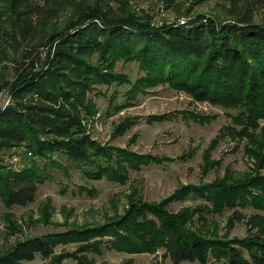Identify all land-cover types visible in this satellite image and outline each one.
Returning a JSON list of instances; mask_svg holds the SVG:
<instances>
[{"label": "trees", "instance_id": "16d2710c", "mask_svg": "<svg viewBox=\"0 0 264 264\" xmlns=\"http://www.w3.org/2000/svg\"><path fill=\"white\" fill-rule=\"evenodd\" d=\"M114 1L0 0L5 46L18 54L12 80L0 71V94L7 86L10 91V102L0 105V198L5 206L35 200L38 184L46 179L45 166L40 167L36 156L63 166L53 156L62 151L73 162L86 164L87 176L118 182L127 181L128 167L140 169L150 161L173 159L105 145L91 135L87 120L99 113V106L90 92L99 84L131 83L127 74L115 69L120 60L139 62L145 73L131 83L129 100L117 105L118 109L140 91L161 82L181 88L197 100H208L226 110L236 108V114L229 113L233 123L225 127V133L248 140L246 149L255 167L231 171L211 182L181 184L160 200H147L133 187L126 194L124 210L116 208L104 221L70 223L72 210L65 208L66 228L1 247L0 264H20L37 254L49 259L47 264H61L70 256L78 264H132V258L99 263L88 254L107 248L127 253L164 248L163 259L175 264L183 260L206 264L210 258L223 259L224 264H264V211L247 216L245 236L204 230L209 224L204 217L207 211L221 212L239 203L264 210V173L259 171L264 167V124L260 126L264 120V25L254 20L256 8L264 0H224L229 20L221 23L196 16L161 24L154 22L150 12L133 9L130 0H123V7H115ZM163 1L180 14L191 8L187 2L205 0ZM0 53L1 62L7 51L1 48ZM186 117L200 123L208 118L194 113ZM138 118L124 117L115 124L113 135L125 133ZM150 118L165 119L164 115ZM218 142L219 135L203 152L205 168L214 160L209 148ZM16 146H24L30 157L21 168L8 166L2 156L4 150ZM84 186L80 185L81 191ZM191 196L206 198L209 204L182 206L176 211L170 208L173 201ZM48 202L49 198L41 207L40 220L45 223L52 222ZM5 218L11 232L18 230L14 213L7 212ZM70 242L79 243L75 249L56 251L57 245Z\"/></svg>", "mask_w": 264, "mask_h": 264}, {"label": "rangeland", "instance_id": "374dc122", "mask_svg": "<svg viewBox=\"0 0 264 264\" xmlns=\"http://www.w3.org/2000/svg\"><path fill=\"white\" fill-rule=\"evenodd\" d=\"M115 7L125 6L123 0L113 2ZM226 2L224 0H205L203 2H187L191 7L178 14L168 8L163 0H130V6L142 12H150L154 16V22L161 24L164 21H175L184 18L185 21L193 17L204 19H216L221 22L229 20ZM63 16L57 20L61 21ZM254 20L264 25V4L256 8ZM1 23V22H0ZM1 25V24H0ZM5 39L0 27V49L5 48L7 57L0 62V71L4 78L12 80L15 72V59L18 54L9 46H5ZM46 49L43 50L45 55ZM1 56V53H0ZM116 71L127 74L131 83L145 72L137 61L120 60L115 67ZM131 83L96 85L90 95L99 106V113L95 117H89L88 129L91 135L105 145L121 146L136 153H153L163 157H172L163 162H149L140 169L128 167V179L126 182L112 181L106 177L96 179L87 176L84 172L86 164L73 162L62 151H55L54 158L63 166H59L50 159L36 156L34 160L43 165L42 170L46 179L38 184L36 198L27 205H14L7 208L0 198V248L13 243L18 239L44 234L50 231L61 230L65 225V208L72 210L70 223H93L104 221L108 214L116 208L124 210L127 203L126 194L133 187L139 189V195L147 200H160L170 195L179 185L184 183L199 184L211 182L223 178L226 173L242 172L254 169V159L247 152L246 138H232L227 132V126L232 124L229 113L236 114L238 109L226 110L220 105L208 100H197L185 90L174 87L168 83H158L148 86L146 91H140L136 97L131 98L127 106L118 109L116 106L126 100ZM10 102L8 86L0 94V105ZM194 113L206 115L207 121L200 123L186 116ZM139 116L125 133L114 136L113 129L116 123L124 117ZM164 115L163 120L151 121L150 116ZM264 124L261 120L260 126ZM256 131H260L261 127ZM226 127V128H225ZM219 135V142L213 148H209L212 160L206 168L203 166V152L210 145L213 137ZM193 151L189 156L180 158L183 153ZM4 163L8 166L21 168L30 162V157L24 146H16L2 152ZM185 156V155H183ZM254 166V167H253ZM264 173V167L259 169ZM80 185H85L81 191ZM187 196V195H186ZM51 213L50 223L42 220V206L45 201ZM198 204L208 205L206 198L187 197L179 198L170 204L172 210H179L182 206L193 207ZM262 212L251 204H237L226 207L221 212H205L209 224L204 225V230L209 228L218 235L245 236L248 233L246 218L253 212ZM7 212L15 215L18 230L11 232L5 216ZM239 212L245 216H235ZM196 215H199L197 212ZM149 216L154 217L149 213ZM199 223V219H198ZM229 224H232L229 226ZM228 231V232H227ZM79 242L59 244L56 251L75 249ZM164 248L157 251L127 253L115 249H105L102 253L89 251L99 263L121 262L132 258V264H175L169 258L163 259ZM47 258L37 254L35 258L23 260L20 264H47ZM61 264H78L74 257H67ZM179 264H201L198 261L183 260ZM206 264H224L223 259L210 258Z\"/></svg>", "mask_w": 264, "mask_h": 264}, {"label": "built area", "instance_id": "2783aa9c", "mask_svg": "<svg viewBox=\"0 0 264 264\" xmlns=\"http://www.w3.org/2000/svg\"><path fill=\"white\" fill-rule=\"evenodd\" d=\"M178 21L185 22V19L184 18H180Z\"/></svg>", "mask_w": 264, "mask_h": 264}]
</instances>
